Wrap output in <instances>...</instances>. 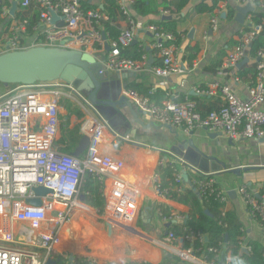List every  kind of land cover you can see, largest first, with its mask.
<instances>
[{"label":"built area","instance_id":"1","mask_svg":"<svg viewBox=\"0 0 264 264\" xmlns=\"http://www.w3.org/2000/svg\"><path fill=\"white\" fill-rule=\"evenodd\" d=\"M217 1L218 7L211 19L214 30H218L222 11L227 6V0ZM13 2L17 3V9L12 15ZM33 2L41 7L40 21L34 26V37L29 35L30 21L16 16L17 11L27 9ZM120 2L123 13L128 16L127 26L119 40L109 42L111 50L105 56V71L139 72L144 68L146 59L135 61L125 58L119 46L129 45L137 36L136 20L130 13L133 0ZM12 4L3 6L1 10L3 16L12 17V22L9 30L0 38V53L37 45L59 46L62 42L69 47L68 41L74 43L72 47L104 51L105 33L102 31V22L108 19V15L99 9L85 11L79 0H12ZM53 12L63 17L62 25L57 26L52 22ZM163 14L167 15V12ZM263 28L264 23L245 33L239 43L228 52L224 65L236 67L246 57L251 41ZM148 30L152 32L155 49L162 58V64L154 66L153 72L160 77L180 73L182 67L177 60L178 46L174 43V35L159 31L154 24L149 25ZM32 37L34 39L31 43L29 39ZM96 45L102 48L97 49ZM257 71L256 84L250 88L248 99L241 98L229 87L218 83L195 89L198 95H219L224 102L219 110L206 116L198 111L194 101L188 97L180 100L179 94L159 103L132 89L127 90L125 95L154 122L171 128H182L187 134L206 129L221 132L231 140L263 138L264 109L260 108V104L264 101V48L259 52ZM63 98H71L83 107L85 104L87 118L84 122V135L90 137V142L82 156L59 151L54 146L60 129V101ZM107 136L117 143L137 142L131 135L117 131L98 106L91 104L71 84L63 81L18 84L0 93V264H47L48 259L53 256L55 258L60 251V230L76 206L87 173L92 174L95 181L106 189V213L118 224L134 227L139 214V192L135 185L121 176L123 162L101 151ZM161 151L163 154L157 167L168 163L179 165L174 179L178 187H183L185 183L184 174L194 170L212 177L211 181L199 182L198 190H217L212 184L217 181L212 176L213 172H201L172 150ZM152 183L155 194L167 198V190H162L161 174L157 170L152 175ZM38 186H43L50 192L38 196L33 191ZM250 189V186L243 184L238 191L246 200L250 213L261 221L264 229V192ZM220 196L224 203L228 199V192L221 189ZM36 197L41 198L39 206L28 202V199ZM184 217L181 213H176L173 217L162 219L181 222ZM23 222H28L31 229L40 233L19 240L13 232V225ZM43 229L46 230L42 231ZM193 235H186V238L192 239ZM179 239L174 232H169L162 242L175 249L179 248L178 255L186 262L207 263L192 248H180ZM243 247L250 250L247 245ZM93 260L102 264L98 259Z\"/></svg>","mask_w":264,"mask_h":264},{"label":"crops","instance_id":"2","mask_svg":"<svg viewBox=\"0 0 264 264\" xmlns=\"http://www.w3.org/2000/svg\"><path fill=\"white\" fill-rule=\"evenodd\" d=\"M84 1V0H79ZM104 0H89L92 4H103ZM201 0H191L184 11L183 18L179 19L178 31L181 35V43L178 47L177 60L181 64L182 71L168 77H160L156 75L152 68L153 64L160 58L159 53L155 52L154 38L152 32L148 30L149 25L158 22L162 15H151L148 17L136 18V39L146 52V64L144 68L135 75L128 74L124 78H117V72H109L110 90L113 98L121 95L126 96L125 92L130 89L133 84H137L141 95L150 93L156 96V92L163 93L165 97H172L174 94L180 95V100L190 95L201 97V105L203 108L218 106L221 104L220 96H204L198 95L195 89L207 88L212 84L218 83L224 87H229L233 92L243 99L250 97V88L253 80L247 74L248 64L256 62L255 59L247 58L249 61L241 67H227L224 65L225 57L231 51L240 39V33L247 27L253 25L252 13L245 17L244 24L235 20L237 11L234 16L228 18L227 6L222 11L221 20L218 30H214L211 25V19L214 15L210 12H195V6ZM209 5L213 0H204ZM232 6L245 5L251 3L256 11H264V3L258 7L254 0H230ZM228 5V0H227ZM216 10V9H215ZM215 13V12H214ZM168 15V14H167ZM62 19H58L55 25H62ZM120 24L124 27L127 22L120 20ZM256 25H253L254 28ZM33 37L29 39L31 42ZM69 47L74 43L68 41ZM32 43V42H31ZM189 45L199 46L197 58L193 64L188 63L187 47ZM72 48H79L77 46ZM96 55L100 62L104 63L106 54L103 50L91 51ZM221 60L220 65H218ZM163 99V98H162ZM182 99V100H183ZM62 101V100H61ZM60 101V103H61ZM156 102V101H155ZM108 118L105 108L98 106ZM260 108L264 109V101L260 104ZM129 111L128 108L124 109ZM129 116V115H128ZM140 119L145 124L154 125L142 127L133 121L135 126L141 128L134 138L140 145L122 144L105 138L101 151L112 155L116 159L123 162L121 176L135 185L139 192V214L134 227L118 224L106 211L100 213L95 200V194L82 190L78 196L76 206L73 211L74 217L69 218L63 228L60 230L62 239V250L56 255L74 254V256L88 257L98 259L102 264H127L131 261L143 262L146 264H207L204 262L190 263L179 257L177 249L172 245L163 244L162 240L169 233L166 224L170 221H164L160 218L158 208L159 204H167L174 208L182 215L189 213L194 214L195 210L180 202L169 199L168 197H160L153 190L152 175L157 170L158 160L162 156V149L172 150L179 142L184 143L188 139H193L195 144L202 149L208 156L214 157L208 160L200 161V157L188 149L183 150L188 157L196 163L201 172H213V177L218 181L221 188L228 192V199L222 207V210L235 215L243 225L244 236L243 245L249 246L250 242L257 241L264 246V229L259 220H257L249 210L244 197L239 193L238 189L241 185L247 184L254 191H262L264 189V137L232 140L222 133L220 137L213 138L215 132L206 129H198L193 134H187L182 128H170L154 122L146 113L140 114ZM86 115L79 117L77 114L70 112L68 109L60 105V129L55 140L54 146L57 150L73 154L79 143L75 144L72 139L79 132L84 136V122ZM78 126V127H77ZM67 133L69 144L62 142V134ZM61 139V141H60ZM80 142V141H79ZM178 154V153H177ZM222 163V164H221ZM225 165L223 167L222 165ZM202 165V166H201ZM178 168L179 165H177ZM214 166L215 170L206 171L209 167ZM207 169H204V168ZM240 168L239 174L232 173L231 169ZM189 172V171H188ZM186 183V182H185ZM184 185H187L186 183ZM235 191V194H229ZM92 196L94 202L90 205L88 196ZM88 197V199L84 198ZM104 200L106 199V189H103ZM72 211V212H73ZM85 212L83 215L81 212ZM196 214V213H195ZM99 220L110 222L114 225L113 233L110 234L104 229H98ZM107 228V227H106ZM43 229L42 231H45ZM41 231V232H42ZM90 233L91 235L79 233ZM13 232L19 239L36 236L39 231L31 229L28 222L14 223ZM65 233V234H64ZM201 239L205 237L200 236ZM79 243L93 249L96 254H88L84 252H71L65 248L69 245ZM184 239L180 238L178 246L183 248ZM60 246V247H61ZM56 264V259L51 257ZM226 264L228 259L220 258Z\"/></svg>","mask_w":264,"mask_h":264},{"label":"trees","instance_id":"3","mask_svg":"<svg viewBox=\"0 0 264 264\" xmlns=\"http://www.w3.org/2000/svg\"><path fill=\"white\" fill-rule=\"evenodd\" d=\"M201 3H198L195 7V12H215V9L218 7V1L213 0L212 4H208L206 1L201 0ZM82 8L85 11L99 9L101 12H104L108 15V19L102 22V31L107 37L108 43L111 41L119 40L120 34L126 28L120 24V20H128V16L123 13L122 5L120 0H104L103 4H92L89 0L80 1ZM191 3V0H133L131 4L130 13L132 18L135 20L137 16L148 17L151 15H162L164 12H167L170 19H163V16L158 20L154 25L158 26L159 31H164L167 33H172L175 37L174 43L179 47L181 43V35L178 31L179 19L183 18V13ZM254 3L260 7L264 0H254ZM12 4V0H1L0 5V38L9 30L12 17L3 16L1 13L3 6H9ZM228 18L234 16L236 6L231 4V1L228 0L227 5ZM41 14V7L38 3L33 2L27 9L23 11H17L16 16L26 18L30 21L28 25L29 35L35 36L34 26L39 23ZM252 21L253 25H259L264 23V11H254L252 12ZM253 25L247 26L241 33L240 38L243 37L245 33L251 32L253 30ZM239 43V41H238ZM237 43V44H238ZM121 49V54L125 58H129L135 61H143L146 59L147 50L144 49L139 43H130L129 45L119 44ZM95 48L101 49L102 47L96 45ZM264 48V28L257 33L254 39L249 45L247 56L251 59H255L256 62L253 64H248L247 74L253 80L252 86L256 84L257 80V63L259 61V52ZM199 46L189 45L187 47L188 52V63L193 64V61L197 58ZM155 52L158 53V50L155 49ZM221 60L218 65H220ZM162 64V58H158V61L153 64V66H159ZM18 84H9L5 85L0 83V93L6 89L13 87ZM138 85L133 84L130 89L137 91ZM139 93V92H138ZM140 94V93H139ZM144 97H149L151 101L161 102L164 100L163 93L156 92V96L151 95L150 93L142 95ZM163 98V99H162ZM190 100L194 101L197 105L198 111L206 116L214 110H219L224 102L220 99L221 102L218 106H211L210 108H203L201 105V97L190 95L188 97ZM183 99V98H182ZM78 127V126H77ZM68 134H62V142L66 145L69 144ZM72 139L75 144L79 143L82 138V135L78 132L75 137ZM60 139V141H61ZM161 174V188L162 190H167V197L169 199L180 202L186 206L195 210L194 214H187L184 217V220L179 222L175 219H171V226L169 227V232H174L180 238L184 239L183 249L192 248L194 253L198 257H203L207 263L219 264L220 258L228 259L229 261L226 264H264V246L257 242H250V250L248 253H241V248L243 244L244 230L243 225L240 220L233 214L228 213L222 210L225 202H222L220 192L221 186L218 181H213V187L217 190L212 192L210 188L205 191L198 190L199 182L201 181H211V176L203 175L197 171L190 170L188 172V184L183 185V187H178L175 184V174L179 171L177 164H166L163 167L157 169ZM214 178V177H213ZM251 188V187H250ZM82 190L89 191L95 194L96 206L100 213H103L105 210V200L103 196V187L95 181L93 175L87 173L82 183ZM252 190V188L250 189ZM264 192V189L261 191ZM89 197V199H88ZM84 196L88 199L91 206L94 202L92 196ZM228 197V196H227ZM159 211L160 218L173 217L177 212L174 208L167 204H159L156 206ZM85 212H81L83 215ZM75 212L73 211V217ZM260 221V220H259ZM261 222V221H260ZM98 229L106 230V222L104 220L100 221L97 224ZM115 231V230H114ZM91 235L90 233H79ZM194 234L192 239H187L186 235ZM205 237L201 239L200 236ZM62 244V241H61ZM60 244V246H61ZM73 252H84V253H94L90 247L75 243L72 245ZM62 246L60 247V250ZM66 249V248H65ZM67 250V249H66ZM70 254L56 255V264H71ZM73 264H97L93 259L88 257H79L74 256ZM127 264H146L143 262L131 261Z\"/></svg>","mask_w":264,"mask_h":264},{"label":"water","instance_id":"4","mask_svg":"<svg viewBox=\"0 0 264 264\" xmlns=\"http://www.w3.org/2000/svg\"><path fill=\"white\" fill-rule=\"evenodd\" d=\"M17 9V3L13 2L11 14L13 15ZM237 15L235 20L241 24H244L245 17L255 11V7L251 3L245 5L236 6ZM63 17L52 13V22L55 23L58 19ZM171 16L164 15L163 19H170ZM104 52L107 54L111 50V46L107 41V37L104 34ZM137 43V39L133 41ZM249 61L247 57L242 59L237 67H241ZM134 71H122L117 72V78H124L128 74L135 75ZM63 81L71 84L77 91L86 95L91 104L105 108V112L108 115L110 124L119 132L123 134H129L135 137L137 132L141 131L138 126L134 127L133 121L140 126L146 128L154 125L150 123L145 124L140 119V114H145L144 111L138 109L136 105L126 96H119L113 98L110 90V75L108 71H105L104 63L100 62L95 54L90 51L83 50L81 48H70L65 46V42H62L59 46H44L37 45L18 51H6L0 53V83L5 85L9 84H34L36 82H54ZM128 108V112L124 109ZM129 115V116H128ZM133 121H132V119ZM170 127V126H168ZM171 128V127H170ZM140 129V131H139ZM193 134V132L191 133ZM222 135L221 132H215L211 137L217 138ZM264 139V138H263ZM90 142V137L84 135L75 152L74 156H82ZM230 143L233 141L229 140ZM135 145H140L139 142H134ZM173 149L179 156L184 157L187 161L196 166V163L191 161L188 154H185L183 150L188 149L194 154L200 157V161L214 158L208 156L202 149H200L193 139H188L184 143H178ZM222 164V163H221ZM202 166V165H201ZM225 167V165H222ZM197 167V166H196ZM198 168V167H197ZM204 168V167H203ZM207 169V168H204ZM215 170L214 166L209 167L206 171ZM232 173L239 174L240 168H234L229 170ZM184 181L188 182V174H184ZM33 191L38 196H44L49 189L38 186L34 187ZM229 194H235V191H231ZM260 196V195H258ZM28 202L39 206L41 205V198H30ZM171 223L168 222L166 227H170ZM241 253H248L247 247L241 248ZM71 264L74 263V254L70 257ZM52 259H48L47 264H54ZM221 264H224V260H221Z\"/></svg>","mask_w":264,"mask_h":264},{"label":"rangeland","instance_id":"5","mask_svg":"<svg viewBox=\"0 0 264 264\" xmlns=\"http://www.w3.org/2000/svg\"><path fill=\"white\" fill-rule=\"evenodd\" d=\"M83 95L86 96L85 94H83ZM76 98H78V97H76ZM60 105L62 107H64V108L68 109L70 112H73V113L77 114L79 117H82V116L86 115V111H85V108H84L85 104H84V107H83L78 102L73 101L71 98H63L61 103H60Z\"/></svg>","mask_w":264,"mask_h":264},{"label":"bare ground","instance_id":"6","mask_svg":"<svg viewBox=\"0 0 264 264\" xmlns=\"http://www.w3.org/2000/svg\"><path fill=\"white\" fill-rule=\"evenodd\" d=\"M73 217V212L71 213V215H70V220H71V218ZM69 220V219H68ZM106 232H108V233H110V234H112L113 232L112 231H114V225L112 224V223H110V222H108V223H106ZM65 234V233H64ZM61 241H62V239H61ZM63 246V245H62ZM66 249L67 250H70L71 252H73V247H72V245H69L68 247H66Z\"/></svg>","mask_w":264,"mask_h":264}]
</instances>
